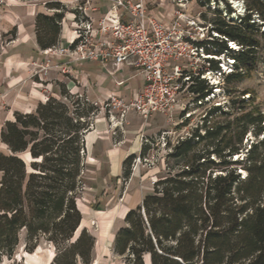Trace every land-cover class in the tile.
<instances>
[{
    "label": "trees",
    "instance_id": "1",
    "mask_svg": "<svg viewBox=\"0 0 264 264\" xmlns=\"http://www.w3.org/2000/svg\"><path fill=\"white\" fill-rule=\"evenodd\" d=\"M242 2L245 13L239 23L219 15L208 29L211 40L198 44L207 55L234 61L226 83L240 81L256 64L264 36V0ZM45 7L48 13L35 18L42 51L57 46L66 13L56 0ZM216 64L211 61L213 69ZM194 82L189 92L203 100L209 94L205 81ZM60 96L65 102L49 97L31 114L15 113L14 121L1 129L7 153L0 151V263L12 257L22 231L28 252L40 239L57 247L52 264L91 263L93 236L82 230L70 241L82 219L76 201L85 171L84 137L99 109L86 98L75 96L74 101L64 90ZM237 103L232 99L227 111L213 107L190 137L166 140L165 172L141 204L126 213L113 240L114 254L126 264H145V257L150 264H264V137L251 144L242 160L235 158L248 133L261 135L264 117L246 111L240 101L228 119ZM215 114L224 119L210 127L209 117ZM155 144L151 139L138 155L123 161L125 181L136 158L147 160ZM24 154L28 164L19 157Z\"/></svg>",
    "mask_w": 264,
    "mask_h": 264
},
{
    "label": "rangeland",
    "instance_id": "2",
    "mask_svg": "<svg viewBox=\"0 0 264 264\" xmlns=\"http://www.w3.org/2000/svg\"><path fill=\"white\" fill-rule=\"evenodd\" d=\"M48 1L52 0H0V15L9 9L14 10L17 8L19 10H25L26 14L30 16L37 10L48 13L45 7ZM90 1L67 0L63 4L66 8V13H68L66 16V13L64 14L65 17H69V14H72V12L75 13L74 16L69 17V19H72L69 27L73 29L75 37H77L76 31L79 21L87 20L83 13L93 22L94 29L99 28L98 24L100 20L107 14L106 12L98 20H95L91 15V13L93 14V8L89 4ZM180 1L144 0L147 11L155 14L167 24H170L173 16H176V12H180L181 10L185 18L190 19L191 25L204 29L203 35L206 36L209 34L208 29H210L209 27L212 24L211 21L217 19L219 15L226 21L233 20L239 23L241 16L245 13V6L242 0H185L183 3H180ZM233 2H236V4ZM228 9H231V11H228ZM75 16L77 17L76 19ZM68 21L67 19L66 22L68 23ZM195 26H192L193 32L198 30ZM263 30L264 25H262L261 32ZM28 31H31V29ZM108 36L109 34L106 36L97 35L92 38V43H101L104 39L107 40ZM260 39L261 48L257 54L256 64L246 73L244 72L245 74L241 80L232 83L220 81L219 87L220 85L223 87L226 93L225 95L221 90H218V94L214 99L196 104V99L194 101L193 96L188 99L185 93L179 94L177 97L180 100L179 109L174 112L171 122H168L164 115L158 114L163 118L162 122L158 124L159 126H164L163 130L159 133L153 132V134H147L144 130L136 133L129 131L127 116L130 114L137 115L142 125H146L154 119V115L144 119L136 112L132 110L126 111L122 106H119V103L127 105L134 95L130 97L110 95L96 104L99 111L92 117L91 122L94 128L97 119L103 121L105 126L104 137L106 139H104V144L94 152L87 154L85 150V171L82 176L83 183L76 201L82 219L78 230L70 241V243L74 242L82 230H86L93 236L94 247L90 264H126L124 257L114 254L112 248L113 240L117 231L124 226L123 220L125 214L123 213H126V208H134L140 204L141 199L151 192L153 183L165 172V158L168 152L164 144L166 140L174 143L178 139L190 137L192 131L202 125L204 116L208 117V113L213 107L220 105L222 110L227 111L230 108L232 99L238 103L235 105L234 115L228 119L232 120L236 115L240 101L245 103L246 111L257 110L264 117V36ZM16 40V30H14L9 35L1 38L0 48L8 47ZM216 59L220 63H227L226 56L216 57ZM67 60L68 57L60 56L59 54L46 55L42 51L40 55L34 54L32 58L23 62L22 68L19 71L25 73L27 77L26 81L31 80V86L38 87L46 97H53L54 95L60 96L61 90H64L74 97V101H76L75 96L88 99L84 92H77L74 88V86L78 87V81L80 82L81 80V75L79 76L75 72L77 70L71 71L69 69V63L58 65L59 62ZM208 77L213 76L209 75ZM32 82L40 84H33ZM58 82L62 85L60 88L56 85ZM49 83L51 86L47 87L46 84ZM58 96L57 98L59 100L65 102L61 96ZM187 102H189L188 111L190 117L183 119L182 116L185 113H181V109ZM12 110L10 104L0 103L1 125L5 119L11 117ZM223 119L218 114L213 115L212 118L209 117L210 127H213ZM140 121L138 120V122ZM262 128V133L258 137H255L252 133H248L245 136L243 140L244 149L236 156L239 157V160L245 157L252 143L255 144L262 140L264 137V123L262 124ZM200 131L203 133V130ZM127 139L132 140V142H138L139 146L144 143V139H154L156 144L152 146V150L146 161L141 162L136 158L135 163L131 166L130 177L125 181L122 176V161L119 160V163H116V165L110 157L112 153L115 154L114 152L126 144ZM0 151L7 153V150L2 145H0ZM136 153L138 155V152ZM19 157L26 164L30 161L28 154L20 155ZM240 171L243 173L242 175L245 174L243 170ZM25 240L26 233L22 231L19 234V242L14 254L12 257H3L0 264L53 263L58 254V249L54 244L45 239H40L33 250L28 252L26 250ZM69 244L67 243V245ZM144 261L145 264H150L148 257H145Z\"/></svg>",
    "mask_w": 264,
    "mask_h": 264
},
{
    "label": "built area",
    "instance_id": "3",
    "mask_svg": "<svg viewBox=\"0 0 264 264\" xmlns=\"http://www.w3.org/2000/svg\"><path fill=\"white\" fill-rule=\"evenodd\" d=\"M112 1L113 6L100 20L98 29L93 28V22L83 13L87 20L79 21L77 37L71 46H56L44 50V54H59L68 57L71 62L110 63L115 69L134 68L144 84L127 105L119 103V106L126 111L136 112L144 119L162 114L171 122L174 112L179 109V94L185 93L188 99L192 96L193 100L196 99L189 92L195 79L205 81L209 91L208 96L203 100H196V104L209 101L216 90L226 94L219 84L233 72L234 61L227 58V63H220L215 56L207 55L198 44L211 40L209 34L203 35L204 29L191 25L190 19L185 18L181 10L167 24L147 11L144 0ZM183 2L185 0L180 1ZM192 26L198 28L197 32L192 31ZM107 34V40L92 43V38ZM229 47L238 49L233 43H229ZM211 61L217 62V68H212ZM209 75L217 81L212 80ZM188 107L189 102L181 109V113H185L183 119L190 117ZM92 128L93 124L90 129ZM149 141L144 139L143 144ZM137 160L140 161L139 158ZM242 174L241 172V179H244L246 175Z\"/></svg>",
    "mask_w": 264,
    "mask_h": 264
},
{
    "label": "crops",
    "instance_id": "4",
    "mask_svg": "<svg viewBox=\"0 0 264 264\" xmlns=\"http://www.w3.org/2000/svg\"><path fill=\"white\" fill-rule=\"evenodd\" d=\"M56 1L64 4L67 0ZM89 4L94 10L91 15L95 20H98L102 14L111 10L113 1L91 0ZM38 14H47V12L37 10L30 16L29 14H26L25 10H19L17 8L14 10L9 9L0 15V43L3 36L9 35L14 30H16L17 39L8 47L0 48V103H5L6 105L10 104L13 109L11 117L5 119L2 125L0 124V132L6 122L14 121L15 113L31 114L35 111L39 103H45L49 98L46 97L38 87H32L31 80L26 81L27 77L25 73L19 71L21 70L20 68H22L21 66L23 62L32 58L34 54L40 55V52H42V50L39 49L35 38V18ZM67 14L68 13H66L65 16ZM65 16L61 22V30L57 43V47L63 48L71 46L76 39L73 29L69 27L72 22V19H69V17L74 16V14L72 12V14H69V17ZM67 19L69 20L68 23L66 22ZM29 29H31V31H28ZM67 63H69V69L71 71L77 70L75 71L77 75H81V80L80 82L78 81V87L74 86L75 90L77 92H84L88 98L87 100L95 106H97L96 104H98L103 98H107L110 95L125 97L135 95L137 91H140L144 84L141 76L131 67L115 69L110 63H107L106 65L98 61H81L73 63L69 61V59L64 62H59L58 65ZM24 81L26 82L22 84ZM32 83L40 84L37 82ZM56 85L60 88L61 83L58 82ZM46 86L49 87L51 84H46ZM57 96L54 95L52 98L58 99ZM153 117L154 119L152 122L142 125L140 118L137 115H128L127 121L129 131L136 133L144 130L147 134H153V132L159 133L164 128V126H159L158 124L162 122L163 118L158 114H155ZM138 120L140 122H138ZM104 134V123L102 120L97 119L95 127L86 133L84 137L87 154L94 152L104 144V139H106ZM0 145L7 150V147L2 144L1 141ZM140 148L141 146H139L138 142H132V140L127 139L126 144L114 152L115 154L112 153L110 158L115 164H118L119 160L123 163L128 156L132 154L136 155V152L139 153ZM134 208H126V213Z\"/></svg>",
    "mask_w": 264,
    "mask_h": 264
},
{
    "label": "bare ground",
    "instance_id": "5",
    "mask_svg": "<svg viewBox=\"0 0 264 264\" xmlns=\"http://www.w3.org/2000/svg\"><path fill=\"white\" fill-rule=\"evenodd\" d=\"M233 3L236 4V2H233ZM210 78H211L212 80L216 81V78H213V77H210ZM217 94H218V90H216V91L214 92V95L210 97V100L214 99V98L216 97ZM123 214H125V212H124Z\"/></svg>",
    "mask_w": 264,
    "mask_h": 264
}]
</instances>
